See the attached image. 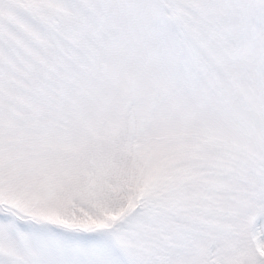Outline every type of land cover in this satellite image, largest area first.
Returning a JSON list of instances; mask_svg holds the SVG:
<instances>
[{
  "label": "snow or ice",
  "instance_id": "obj_1",
  "mask_svg": "<svg viewBox=\"0 0 264 264\" xmlns=\"http://www.w3.org/2000/svg\"><path fill=\"white\" fill-rule=\"evenodd\" d=\"M0 264H264V0H0Z\"/></svg>",
  "mask_w": 264,
  "mask_h": 264
}]
</instances>
